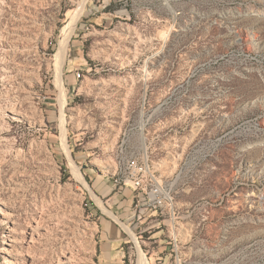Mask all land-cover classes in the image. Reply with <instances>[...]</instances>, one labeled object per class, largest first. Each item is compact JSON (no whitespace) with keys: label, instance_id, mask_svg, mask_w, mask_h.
Wrapping results in <instances>:
<instances>
[{"label":"rangeland","instance_id":"1","mask_svg":"<svg viewBox=\"0 0 264 264\" xmlns=\"http://www.w3.org/2000/svg\"><path fill=\"white\" fill-rule=\"evenodd\" d=\"M80 1L0 0V264H264V0H88L62 108Z\"/></svg>","mask_w":264,"mask_h":264},{"label":"bare ground","instance_id":"2","mask_svg":"<svg viewBox=\"0 0 264 264\" xmlns=\"http://www.w3.org/2000/svg\"><path fill=\"white\" fill-rule=\"evenodd\" d=\"M88 0H81L77 9L74 11V13L72 14L69 22L63 27L62 29V38L60 41V48H59V63H58V73H57V84L58 86L61 88V103H62V108H64L67 104V93H66V89L64 86V81L62 78V66L64 64V59L66 56V52H67V48H68V43L70 41V38L73 34V32L75 31L84 11H85V7H86V3ZM58 58V57H57ZM58 60V59H57ZM66 119H65V114L63 113L62 116V123H61V128H62V140H63V147H65L66 150H68L69 153V149H68V142H67V128H66ZM72 163V167H73V171L76 175V177L82 181H84L83 175L79 169V167L74 163L73 160H71ZM93 197L96 199L97 203L104 209V211H106V213H108L109 215L113 216L116 220H118L120 223L124 224L120 218L112 211L110 210L108 207H106L105 203L102 201L101 198H99L94 192H92ZM125 228L127 229V231L129 233H131L133 235V237L135 238V235L133 233V231L130 229V227L126 226L124 224ZM136 239V238H135ZM138 264H151L149 258L147 257V255L140 249L139 247V259H138Z\"/></svg>","mask_w":264,"mask_h":264},{"label":"built area","instance_id":"3","mask_svg":"<svg viewBox=\"0 0 264 264\" xmlns=\"http://www.w3.org/2000/svg\"><path fill=\"white\" fill-rule=\"evenodd\" d=\"M81 75V73H79ZM145 162L140 163L137 158L129 159L127 175L126 178L129 180H124L125 184H130L138 189L142 188L145 191L149 189L152 196V201L155 206H162L165 203L166 199H169V193L157 182L156 177L153 173V170L150 168L148 163V158H144ZM120 179H117V181Z\"/></svg>","mask_w":264,"mask_h":264}]
</instances>
